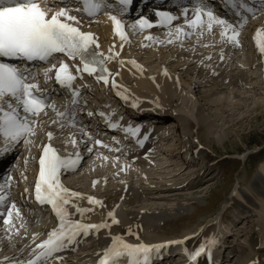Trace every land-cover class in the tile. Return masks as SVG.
Instances as JSON below:
<instances>
[{"label": "snow or ice", "instance_id": "snow-or-ice-1", "mask_svg": "<svg viewBox=\"0 0 264 264\" xmlns=\"http://www.w3.org/2000/svg\"><path fill=\"white\" fill-rule=\"evenodd\" d=\"M77 2L82 3V9L70 7L66 0H50V2L45 0L43 4L39 0H0V140L3 142L0 154L13 150L21 142L25 146L32 144L29 137L36 135L38 128L43 129L44 121L41 116H47V109H51L55 114V119L51 123L58 124L61 129L60 137L64 139L65 145L70 143L76 149L74 154L60 155V149L52 145L54 133L46 132L48 142L38 146L41 151L38 157V171L34 181L33 195L35 202L39 205L50 206L57 225L47 232L46 239L38 243L36 242L38 234H32L34 247H31L27 257L21 259L5 257L0 264H49L50 260H59L60 257L55 254L64 250L66 245L76 242L78 237H88L90 233L98 234L104 229L109 230L110 243L102 253L97 254L98 264H120L123 258H126V264H152L153 257H159L162 250L172 244L183 243V240H170L155 244L126 242L122 236L111 234L110 231L114 225L119 223L115 215V207L108 210L106 219L99 223L84 222L85 214L93 211L96 206L103 207V201L89 195L86 199L93 207H81L78 201L83 199L84 195L69 189L61 181L62 174L78 169L83 158L81 145L83 150L89 154L97 151V146L101 145L104 149L113 151L109 145L102 144L101 139L90 134L87 127L77 120L76 111L80 107L81 88L87 85L76 86L74 81L82 80L83 74L87 73L94 77L96 82L108 85L113 74L106 67V62L118 58L120 54L112 48L109 49L107 55L99 51L98 38L92 32L81 30V20L77 13L82 11L88 17H94L107 10L115 36L122 42L128 40L125 29L129 26H126L117 14L106 9V5L115 3V0H77ZM118 2L122 8L131 4V0H118ZM228 2L233 8L243 9L248 15H241L238 11L236 12L238 19L230 21L215 13L214 9L209 6L210 0H191V7L182 8L183 25L177 24L173 27V21L180 17L169 11H156L155 15L158 19L155 25L168 29V43L180 40L181 37H190L194 32L198 37L203 36L206 32L211 33L216 27L220 30L219 36L222 42L238 47L240 32L249 15L254 17L257 11L264 12V0H261L259 9L249 6L245 0H240L238 5L237 0H228ZM153 26V22L143 16L130 25L131 28L140 32ZM144 39L155 41L158 38L148 35ZM254 40L259 53L264 55V31L257 29ZM120 47L122 49L124 44L121 43ZM61 56L69 61H75L78 58L79 63L70 66ZM206 59H211V57ZM219 59L221 61L224 59L222 51ZM37 62L49 65L43 70L45 84L52 79L50 73L54 71L55 84L61 89L68 90L73 105L71 111L67 109L59 111L54 103H49L51 95L47 90H42L38 83V74L35 71L39 66ZM120 63L123 64L124 61L120 60ZM128 63L142 71L136 61L130 60ZM164 74H167L166 71ZM116 75L119 73L117 72ZM111 87L117 89L116 96L122 100L128 99V96L118 89L114 78L111 79ZM132 107H137V101H133ZM93 115L92 111L87 112L88 117ZM99 115L105 117L103 112ZM105 119L109 129L121 128L119 122H112L109 117ZM61 120L68 121V124L59 123ZM66 126L70 129H78L79 136L76 132L69 131L65 137L63 129ZM122 131L126 134L130 133L135 138L136 144L141 147L148 139V133H144L142 138L137 136L141 131L140 125L136 127L128 125L123 127ZM113 141L119 143L115 137ZM114 150L120 152L122 149L115 148ZM64 151H67L66 147ZM109 158L108 156L103 157L104 160ZM111 159L115 163L119 157H111ZM26 164L27 158L25 159ZM126 167L128 165H122L120 171H124ZM21 175L24 180L27 179L26 175L23 173ZM12 180L13 177L8 175L4 182L0 183V208L4 209L0 212V220H2L9 243L13 236L19 235L21 229H24L20 209L9 195ZM96 183L97 181L94 180L93 186ZM24 192L27 193L28 189L25 188ZM74 214L79 218H72ZM14 221H20L19 227ZM25 234H27L26 229ZM127 234H134L131 227L127 229ZM217 245V238L207 237L194 251L188 252L185 249V252L187 258L194 262L202 254L210 257L212 249ZM253 264L256 262L254 261Z\"/></svg>", "mask_w": 264, "mask_h": 264}, {"label": "rangeland", "instance_id": "rangeland-1", "mask_svg": "<svg viewBox=\"0 0 264 264\" xmlns=\"http://www.w3.org/2000/svg\"><path fill=\"white\" fill-rule=\"evenodd\" d=\"M251 28L252 27L246 30L247 35H251L252 32H254V30L252 31ZM221 47H223L222 48V52L224 55L223 61L219 59L220 57L219 52ZM134 48H136V46ZM237 48L239 47L233 46L231 44H223V42L220 41L219 37H215L210 42L201 43L198 46H193V48H191V45H185L182 49L181 48L178 50L172 49L175 51L171 50L168 54L167 53L155 54L150 52H146L144 54L141 53L138 54L139 49L137 48L130 50V52L128 53L127 57L134 58L140 64V66L143 68V73L146 77L150 79H157L159 75L162 76V74H164L161 72L164 67L167 69L166 70L167 74L171 75L174 78V80L180 84L178 86L176 85V87L172 90L173 94L170 93L169 94L170 96H168V99L166 101H171L172 99L175 100L180 99L181 94L184 93L183 90H185V92H189L192 95V98L197 104L196 112L194 113L196 115L199 114L198 113L199 108H204V106L207 107L209 106L208 102L205 103L206 101L205 93L208 94L207 96H209L211 99L214 96L212 100L213 102H215L214 99L216 98L215 99L216 102H215V106L213 105V103L211 104L210 110L207 111L206 109L208 113L207 119L208 117H210L209 118L211 119L210 122L205 123L207 122L205 121L198 126L195 123V121L190 117H189L190 119L186 118L187 123L183 124L178 122V124L180 123L179 127L183 139L200 144L204 148V150L207 153H209L211 162H208V165L202 167L203 176L200 179L203 185L201 186V189L198 191H194L192 193L190 192V194L187 193L189 195V198H191L188 201V203L186 202L187 209L185 208V210H181L177 213H172L174 215L172 214L168 215L169 217L166 216L159 223L153 225V227L152 225L146 226L145 224H141L138 222H135L133 223L134 225H132L131 222L124 221L121 227L128 228L126 226L131 225L132 232L134 233L133 235H128L126 229L123 230L125 232V235L119 232L121 236H124L126 239L132 240V242L136 243L137 241L140 242L143 239L146 240L147 238H154V239L182 238V236L185 235V233L188 230L192 231L196 229L198 231L201 230L200 232L201 235L200 234L199 235L201 239H203V235L208 233L209 224L219 220L221 217L224 218L227 217L228 215H232L236 209L241 207V205L236 203L237 199H239L237 197H240L239 195L241 194V192L249 193L248 187L250 185V182L254 179V177L257 174L262 173L263 171L262 166H264V96H262L264 94L263 93L264 66L262 65L264 62V55H261L259 53L254 41L252 42L250 38H247L245 40L244 44H242V47H240V49H242V53H244L243 58L245 59L246 57L250 62L253 61L255 65H258L256 66L257 68L254 69V71L258 73L255 74L253 73L254 72L253 70L250 71L252 72V73L249 72L250 75L255 74L253 75L252 80H250V78L248 79L247 85L249 87L250 86L249 83H251V86L245 90L246 87L244 85L242 86L236 85L237 89L241 87L239 88L241 90L238 89L237 91V89L235 88V84H233L232 81L237 80L238 78L237 76H239L238 75L239 73L242 76L241 73H244V71H248L245 69L242 71L243 67L235 63V58L237 59L238 57L237 55L239 52L238 51L239 49ZM172 52L173 54H170ZM209 56L211 57V59H206ZM181 60L184 61L188 60L189 67L182 69L183 67L181 68V66H183V62ZM201 61H203V63ZM217 64L218 65L220 64V66H218ZM152 65H154V67L157 66L158 67L153 68ZM260 66L262 67L261 70H259L261 68ZM115 68L117 69V67H114V70H116ZM213 72L215 74H213ZM261 73L263 77L259 78L261 76ZM249 74L248 76H250ZM135 76L136 75L132 73L126 74L124 80L130 85L134 84L137 79V76L136 77ZM183 80L184 81L186 80L185 82L188 81L187 82L188 86L186 83H185L186 85L184 84ZM192 80H194V84H196V86L194 87L191 86L190 87L191 89L189 90V86H190L189 84ZM180 81L182 83H180ZM219 81H221L220 87L224 89H221L220 87L218 88ZM214 89H216V91ZM225 91H227V95ZM214 92H217L216 93L217 96L219 93V95L223 97H228L229 92H231L230 93L231 99H233L234 101L230 100L227 104L221 103L217 100L218 97L216 95L210 96ZM241 112L247 113L249 114V116L245 118V120H243L242 122L240 123L237 122L238 123L237 124L236 119L238 117V114ZM142 114L146 115L144 112ZM184 115L188 117L187 114ZM214 124H216L215 128H214ZM233 124H237V125L235 126ZM40 136H41L40 134H36V138H39ZM28 152L31 154L32 150L31 151L29 150ZM164 155L166 154L159 155L158 156L159 160L158 158H156V161L162 162V160H164L165 158ZM160 156H164V157L162 158ZM166 158L165 161H168V159H170L171 157L169 155H166ZM109 166H111V164H104L102 166H97L95 167V169H91L87 167L84 170H82V172L80 173L83 179L80 176V174L77 177V179L78 181L84 179L86 180L90 174L92 173L94 174L95 172L97 174L101 172L99 173V175H102L103 172L104 173L107 172L112 167ZM16 167H23L28 169L29 163L27 162L26 165L18 163ZM105 168H107V170ZM99 169L100 170L103 169V171L102 170L99 171ZM155 171L153 172V174L150 173V175L154 176V179L153 177H151L152 178L151 180H154V182L156 181L160 183L161 179L162 182H165L164 179L166 178H167L166 180L170 179L169 172L167 174L166 171L157 170L156 174L154 175ZM130 172L131 171H129V173ZM120 179H124V177L113 179V181L110 179V182H113L110 183L112 189L119 186L122 187L123 182ZM172 180L176 181L178 180V178L177 179L174 178ZM251 195H253L256 201H259L254 194ZM145 201L140 203L141 207L144 208L148 206L150 207L151 206L150 204L153 203L152 206L155 205L159 206L161 204L163 207L166 206V208H169L170 210L171 207L175 206L174 204L177 203L174 200H173L174 202L172 200L171 202L161 201V200H153L154 202L152 200L150 201L148 200V202ZM169 203L171 206L170 205L168 206ZM118 204L120 206L122 205L121 203ZM86 207H93V206L88 205ZM121 207L124 209L125 206L123 207L122 205ZM105 211H106L105 205L103 207L96 206L93 211L85 214L84 219L99 223L104 219H106ZM124 212L125 211H123V214ZM241 225L246 227L248 226V230L244 228V230L241 232ZM239 227L238 230H240L241 233L236 235L234 239L238 240V243H241L242 246L252 248V251L250 249L249 255L244 257V258L247 257L246 259L238 256L239 253L236 252L235 253L236 255L232 257L231 261L233 263L238 261L244 262V260L245 261L249 260L253 262L254 261L253 257L257 255L255 249L253 250V247H256L257 248L256 250L262 249L264 247V236H263L264 233L256 234L257 226L251 225L249 221L248 224L246 222L241 223ZM118 228L119 227L117 226L116 229ZM116 232L117 231H115V234ZM246 239L248 241H246ZM252 242H254L253 245ZM258 264H264V256L259 257Z\"/></svg>", "mask_w": 264, "mask_h": 264}, {"label": "bare ground", "instance_id": "bare-ground-1", "mask_svg": "<svg viewBox=\"0 0 264 264\" xmlns=\"http://www.w3.org/2000/svg\"><path fill=\"white\" fill-rule=\"evenodd\" d=\"M100 19H101V24L99 23V25L97 23H93L94 21L86 22V20H84L83 26L86 27L88 30L94 31V34H96V36H98L100 38V39H98V43L100 44V48L103 51L106 50L107 53H108L109 49L112 48L113 51L118 52L120 54L119 55V57L121 58L120 60L124 61V63L121 64L120 60H117V61H113V59L109 60V62H108L109 69H111V67L114 66V65H115L114 67L119 68V70H118L119 71L118 72L119 75H116V74L112 73L113 76L110 79L114 78L116 80L118 86H122V88H126L128 90L136 91V93L138 95H142L143 97H146L148 95H151V97L153 96V97H156V98L160 97L161 98V102L165 103V105H166V101H164V100H167L168 96H170L169 94L172 93V90L176 87V85L178 86L180 84L177 81H175L174 78L171 75H168V74H166V75L163 74L162 76L159 75L157 77V79H150V78H148V77H146L144 75L143 68L141 66L140 67H141L142 71L138 70L134 65L128 63V61H130V60H134L135 61L134 58L127 57L128 53L130 52V50H129L130 42H126V41L121 42V41H119L118 38L112 37L113 36L112 24H111L110 19L108 18L107 13L103 14L100 17ZM258 19H259L258 23L256 25L252 26V28H251L252 31L254 30V32H252L254 34H255L257 29L262 30L264 28V15L260 16ZM248 29H250V27ZM219 31H220L219 28L214 27V29H213V31L211 33H207L206 32L203 36H199V37L194 32L192 36H190V37H181L180 40H175L173 43H168L167 42V40L169 39V37L167 36V32L162 34L163 37H161V38L156 37L158 39H156L155 41L145 40L144 39L145 36L151 35V33H146V34H144V35H142L140 37V39L141 40L143 39V41L140 40L141 41V44H140L141 45V48H140L141 50H139L138 53L139 54L140 53L144 54L146 51H150V53H155V54L164 53L165 54V53L169 52L171 50V48H174L175 50L180 49L181 44H182V47H184V45L190 44L191 47L193 48L194 45H196V44L198 45V44H200V42L202 43V40H204V39H205V41H206V39H210L209 37H212V36L216 35L215 33H219ZM204 36H207V37H204ZM188 40H191V41H188ZM210 40H212V39H210ZM161 41H164V42L161 43ZM220 41H221V39H220ZM113 42H116L117 46L112 47V43ZM206 42H208V41H206ZM121 43L125 44L122 49L120 47ZM222 48L223 47H221L220 49H222ZM175 50H172V51H175ZM240 52H241V57H244V53H242V50H240L238 52V54H240ZM170 54H173V52L170 53ZM118 58H115V59H118ZM178 58H179V56H178ZM183 62L185 64L186 62H189V61L185 60ZM245 62L247 64H249V67H251V69L250 68L246 69L243 66L239 65V62L235 61L236 64H238L239 66L243 67L242 71L244 69L248 70V71H244V73H241L242 76H248L249 72L252 71V70L254 71V69L257 68L256 66H258V65H255L253 63V61L250 62L246 57H245ZM137 64H139V63H137ZM262 65L264 66V62H263ZM152 66H153V68H157L158 67V66L154 67V65H152ZM152 66H151V68H152ZM218 66H220V64ZM261 69H262V67L259 70H261ZM109 71L112 72L111 70H109ZM155 71H156V69H155ZM129 73L135 74L137 76L136 82L135 83L133 82L134 84H131V85L128 84L127 82H125V80H124L125 75L129 74ZM250 73H252V72H250ZM253 73L257 74L258 72L256 73L254 71ZM255 74H251V75L249 74L250 76H248V77L250 78V80H252L253 75H255ZM211 75H212V73H211ZM238 75H239V77H242L240 75V73ZM235 76H236V74H235ZM256 76H258V75H256ZM261 77H263L262 73H261V76L259 78H261ZM249 78L245 79L246 80L245 84H244V86L246 87L245 90L251 86V83H249L250 84L249 87L247 85ZM185 81H184V84L185 83L187 84L188 81L187 82H185ZM192 81H194V80H192ZM191 82L189 84L190 85L189 86V90L191 89L190 87L192 86ZM180 83H182V82L180 81ZM220 84H221V81H219V86L217 85L218 88L220 87ZM229 84H231V83H229ZM187 86H188V84H187ZM183 87H182V89H183ZM233 88H234V86H233ZM235 88H236V84H235ZM239 88H241V87H239ZM221 89H224V88H221ZM238 89H237V91H238ZM255 89H257V88H255ZM214 90L216 91V89H214ZM239 90H241V89H239ZM242 90H243V88H242ZM217 91H218V89H217ZM183 92H182L183 94L180 93L181 97H180L179 100L181 102L180 103L181 107H180V109L176 108V111H178L179 114H176L174 116L175 120L177 122H180V123L184 124V123H187V119L186 118H188V119L191 118V119H193L195 121V123L198 126L201 123L205 122V121H207L205 123L210 122L211 121V119H209L210 117H208V119H207V114H208L207 113L208 110L206 111L207 108L201 109L200 112L198 111L200 109L199 108L197 110L199 114L198 115L194 114L196 112L197 104L195 103L194 99L192 98V95L189 92H185V90H183ZM225 92H226V95H227V91H225ZM230 93L231 92H229L228 97H223V96H221L219 94H218V96L216 95L218 97L217 100L219 102H221V103L227 104L230 100H233V99H231V94ZM180 94H179V96H180ZM205 95H206L205 96V98H206L205 103L208 102V105H209L208 109L209 108L211 109V104L212 103L215 106V102H216L215 99L216 98L214 99L215 102H213L212 99H213L214 96L211 99L209 96H207L208 94L205 93ZM254 95H252V96H254ZM260 95H262V94H260ZM210 96H212V95H210ZM262 96H264V94ZM245 98H246V96H245ZM168 102H170V101H167V103ZM171 102H177V100L172 99ZM113 103L117 104L116 101H113ZM113 103L111 102V104H113ZM140 108L141 107L138 105V107H137V111L138 112L140 111ZM241 109H242V107H241ZM180 112H181V114H180ZM182 113L187 114L188 117L185 116ZM230 113H231V111H230ZM124 114H125V116H124ZM121 116L124 117V118H129V115L127 113H125V112L123 114H121ZM248 116H249V114H247V113H243V112L239 113L238 117L236 119V123L237 122H239V123L242 122ZM233 117H235V116H233ZM137 119L140 122L137 125H140V126L141 125H145V121H146L145 118H143V117L139 118L138 117ZM233 123H235V122H233ZM120 124L122 126H124V127L128 126V125H131V126H135L136 125V123H134V122H131L130 124L126 125V124H123L121 121H120ZM237 124H233V125L236 126ZM53 125H56L55 126L56 128L58 127L57 126L58 124H53ZM156 126L159 127L158 125H156ZM215 127H216V124H214V128ZM69 131L73 132V130L69 129V128L68 129H65V128L63 129L65 137L67 136V133ZM60 132H61V129L58 130L59 138H61L60 137ZM55 133H56V131H55ZM61 139L64 140L63 138H61ZM112 144L113 145H111L109 143V146L113 149V151H111V154L109 153L108 149L107 150L106 149L103 150L102 146H97L98 150L94 151L93 153H91V154H93L92 157H94L93 159H96V160L98 158H100V157H101V159H103V157L106 156V155H110V157H119V159H118V161H120L118 163L119 165L120 164L121 165H128V167H126L124 169V171H122L120 174L119 173L116 174V172H117L116 170H118L119 167L117 165H114L113 169L108 171V172H106L105 174H103L101 176L94 175V177L91 179L92 181H89V179H87L85 181V183H83L84 182L83 180L79 181V182H81V183H79L78 179H76V178L72 179L73 181H75V179H76L78 185H81L83 187L85 185H87L86 188L90 192H92V193L93 192L94 193H98L99 192V194L101 196L103 195L104 204H105V207H106V212L108 210L112 209L113 207H115V215H116V218L119 221V223H118V225H114L112 227V229L110 230L111 234L117 235V234H115V231H117L118 233L121 232L122 234L125 235V232L123 230L124 229L127 230L129 227H131V225L130 226L127 225L126 227H128V228H125V227L122 228L121 225L123 224L124 221L131 222L132 225H134L133 223L138 222V223H141V224H145L146 226H151L152 225V227H153V225H156V223H159L166 216L171 215L172 213H177V212H179L181 210H185L188 201L191 199V198H189V195L187 193L190 194V192L192 193L194 191H198V190L201 189V186L203 185L202 181L200 179L203 176L202 175L203 174V170H202L203 168H201V167L197 168L196 166H191L188 169L184 168V162H182V163L178 162V159H177L178 157L177 158L175 157V159H173L171 157L170 159H168V161H167L168 163H166L165 162V160L167 159L166 155H168V154L164 155L166 159L164 158V160H162V162L161 161L158 162V161H156V157L159 154H157L156 156L152 155V156H149L148 158H145V155L143 153H140V155H137V154H131V153H128V152H124L122 150L120 152H116L114 149L118 148L119 146L117 144H114V143H112ZM134 156L137 157V158H134ZM164 156H160V157L163 158ZM158 160H159V158H158ZM1 161H3V163L7 162V160L5 158H3L2 155L0 154V162ZM109 167H111V166H109ZM127 168H129V170H131V172L128 173L127 175H125V173L127 171ZM103 169H101V170L103 171ZM105 169L107 170V168H105ZM101 170L99 169V171H101ZM155 170L156 171L157 170L166 171L167 174L169 172V178L170 179H168V180H166L167 178L164 179L165 182H162V179H161L160 183L156 182V181L154 182V180H151L152 179L151 177H153V179H154V176L150 175V173L153 174V172ZM262 170H263L262 173L261 174H257L254 177V179L250 182V185L248 187L249 194H254L255 197L259 200L258 202L261 205V209L255 208V211L258 213V215H257L258 226L257 227H258V230L260 231L259 234L264 233V177H263L264 176V166H262ZM156 171H155L154 175L156 174ZM97 172H98V169H97ZM99 173H101V172H99ZM80 176H81V174H80ZM115 176L116 177L120 176L121 178L124 176V181L123 182L125 183V185H124L123 189H120L119 185H121V184L118 185L119 187H117L115 189H111L112 186L110 185V183H113V182H108V181H109V179H114ZM161 178H162V176H161ZM171 178L172 179H174V178L177 179L178 178L179 181L178 180L174 181ZM82 179H83V177H82ZM94 180L97 181L95 186L92 185ZM76 181H75V183H76ZM114 183H115V181H114ZM78 185H76V186L79 187ZM240 195L242 196L243 194H240ZM83 199H82V201L88 204L87 199H85V198H83ZM145 200L147 202H148V200L149 201L150 200H152V201L153 200H161V201H167V202H169V201L171 202V200L172 201L174 200L177 203L174 204L175 206L171 207V210L169 208H166V206L163 207L161 204H160L161 206L160 205L159 206L155 205L156 207L152 206L153 203L150 204L151 205L150 207L148 206L149 208L148 207L144 208V207H141L140 203H142ZM118 203H121L123 205V207L125 206L124 209L121 207L122 205L120 206ZM190 203H192V202H190ZM169 205H170V203L168 204V206ZM142 206H144V205H142ZM70 211H73V210L71 209ZM123 211H125L124 214H123ZM172 215H174V214H172ZM72 218H78V216H76L74 214ZM217 221H220V219L217 220ZM239 225H240V223L237 226L235 224V230L238 233H241L240 230H238L240 228ZM242 225H241V231H243L244 228L246 229V226H242ZM117 226L119 227L118 229H116ZM246 230H248V226H247ZM219 231H221V230H219ZM200 232H201V230L198 231L197 229L196 230H192V231L188 230L185 233V235L182 236V238H172V239L171 238H168V239L147 238L146 240L143 239L140 242L155 244V243H161V242L170 241V240H183V243L191 245V251H194L195 248H197L201 244V242H204L206 240L204 238L201 239ZM30 236L28 235L25 239H28ZM41 237H43V236H41ZM78 238L79 239H83L84 238L82 241L78 242V243H81V245L83 247V249L80 250L79 253H76L73 256L71 254H66L62 258H60L59 260H53V261L49 262V264H97L98 263V255L97 254L102 253L103 250L106 247H108V245L110 243L109 230H107V229L101 230L98 234L97 233H90L88 237L80 236ZM235 241H236V246H237V250H238V253H239L238 256H240L241 258H244L245 256H248L249 253H250L249 251H250V249L252 251V248L244 247V246H242L241 243H238V240H235ZM246 241H248V240L246 239ZM26 242H27L26 240L25 241L24 240L21 241L18 238V236H13V238L11 240V243H9L8 237L6 236L5 231H3L2 236H0V261H2L5 257H15L16 259L25 258V254L28 251V248L26 247L23 250L18 251V247H19V245L24 244ZM126 242H128V241H126ZM129 243H135V242H129ZM136 243H138V242H136ZM253 243L254 242H252V245H253ZM254 249H255L257 255L253 257V260L256 262V264H258L259 263V257L260 256H264V251H262V250H264V247L262 249H258V250H256L257 249L256 247H253V250ZM8 253H12V255L11 256H7ZM55 255H57L59 257L62 256L61 254H55ZM201 256H203V254ZM246 258H244V259H246ZM253 262L249 261V260L248 261L244 260V262L238 261V262H234L233 263L231 260H229V261H227V264H253Z\"/></svg>", "mask_w": 264, "mask_h": 264}]
</instances>
